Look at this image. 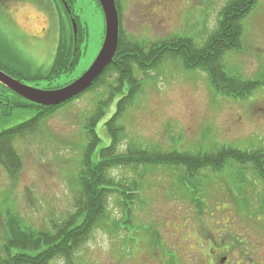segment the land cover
Masks as SVG:
<instances>
[{
    "label": "rangeland",
    "instance_id": "obj_1",
    "mask_svg": "<svg viewBox=\"0 0 264 264\" xmlns=\"http://www.w3.org/2000/svg\"><path fill=\"white\" fill-rule=\"evenodd\" d=\"M230 1L121 0V35L128 45L140 44L145 51L176 38L200 49ZM0 2V62L19 73L24 85L39 90L64 86L94 62L104 38L103 14L94 0H72V30L74 25L76 32L77 26L82 30L79 37L73 33V51L78 49L80 56L60 76L51 71L58 43L56 8L51 13L49 0ZM239 47L224 53L218 64L235 84L257 86L247 97L217 94L202 69H184L179 59L163 54L154 69L132 66L130 83L123 80L119 88L118 76H106L14 137L18 165L13 174L0 166V251L7 225L53 233V225L62 227L76 214L74 180L84 170L82 156L90 141L86 124L100 114L94 126L100 139L96 152L110 147L105 124L130 89L112 125L117 135L110 154L114 159L175 153L200 157L222 149L264 154V0H257L242 21ZM1 91L0 131L35 116L36 110L7 114L5 104L12 98ZM105 166L106 182L123 193H105V217L92 223L72 255H55L51 264H218L205 257L209 242L204 233L218 245L230 244L227 251L212 255L216 261L225 256L226 264H264L263 190L252 166L230 162L218 172L205 168L192 176L172 162ZM262 168L264 172V163Z\"/></svg>",
    "mask_w": 264,
    "mask_h": 264
},
{
    "label": "trees",
    "instance_id": "obj_2",
    "mask_svg": "<svg viewBox=\"0 0 264 264\" xmlns=\"http://www.w3.org/2000/svg\"><path fill=\"white\" fill-rule=\"evenodd\" d=\"M94 1L99 7L97 1ZM256 1L257 0L230 1L221 12L216 31L200 49L193 48V44L188 39L183 40L176 38L163 42L157 48L154 47L153 49L145 51V48L140 44L131 42L129 43L130 45H128V43L123 40L119 19V3L121 0H114L119 21L116 53L112 62L106 67L101 76L85 92L94 89L93 87L99 84L104 77H112V75L119 77L117 84H119L120 88L123 86V82L121 81L125 80L128 83L132 81V66H136V68L141 71H144L146 68L154 69L160 63V60L158 61V59L164 54L167 58L179 59L183 67H185L184 69H202L207 74L210 85L217 94L226 95L227 97L234 99L247 97L245 94L249 93L251 89L257 86L252 85V87L247 88V85L244 83L241 85L236 81L235 84L234 80L225 78L226 75L222 71V68L219 67L218 62L224 53L240 48L242 21L251 11H253L256 6ZM53 2L56 5L57 12L59 13V10L60 12H64L66 17V20L63 17H60L59 19L58 43L53 65L51 67L52 73L60 76L61 73L71 71L72 67L76 64V60H78L80 56V52H78V49L76 52L73 51L74 34L71 25L73 23L72 17L74 19H76V17L72 10V0H53ZM62 3H65L67 8H64L65 6H63ZM68 11L70 12V16L67 14ZM62 12L61 14H63ZM81 33L82 30L77 26L76 35L79 37ZM81 43L82 41L80 42V45ZM154 49L155 51H153ZM0 71L21 82V75L14 71L12 67L0 62ZM70 83L72 82H69L64 86ZM64 86L47 88V90H56L63 88ZM234 88L237 89L235 90ZM107 89L112 90L111 86H108ZM0 91L6 92L9 97L12 98V100L7 99V104H5V112H7V114L11 115L12 113L18 112V109L21 111L24 110L28 114H35L34 110L37 111L35 116L33 115L30 119L23 121V123H19L14 127L0 131V166L13 174L12 170L16 169L15 165H18L17 155L11 146L13 138L18 135H24L28 132L43 115L67 105L81 95L57 107H41L24 101L2 86H0ZM131 93L132 89H130L125 98L118 102L115 112V114L117 113L116 117L119 116L122 104L127 100ZM112 94L114 95V93ZM115 114L105 124L111 145L110 147L102 148L97 152L96 149L100 139L95 133L94 126L101 115L96 114L93 118H90L86 124V126H88V128L86 127V136L88 139L90 138V141L86 145L82 156L84 170L77 175V180H74L76 181L75 183L77 187L74 199L76 214L66 220L62 227L58 228V225H53V233L32 232L27 228L19 229L18 226L13 228L12 226L7 225L8 233L6 234L4 244L1 247L0 264H51V261H54L55 259V255L62 258H65L64 256L69 253L72 255L75 251L76 245L82 243L83 235L89 232L92 223L97 224L105 217L104 194L109 192L123 193L110 181L106 182L104 172L108 168L105 166V163L107 162L108 164H117L119 166L125 165V163H134L136 166L138 164L147 163L149 165L162 164L168 166L171 165L172 162L184 166L187 173H189V176H192L198 170L205 168H211L214 172H218L225 167V164L233 162L239 165L243 164L252 166L257 172L259 178L264 182V172L262 168L264 161L263 158H261V155L264 154L261 153L249 154L234 149H222L215 155L211 154L200 157L197 155L194 157H188L175 153L173 157H146L143 154H140L114 159L110 154L117 141V135L112 129ZM69 260L70 258L67 260V263H69Z\"/></svg>",
    "mask_w": 264,
    "mask_h": 264
},
{
    "label": "water",
    "instance_id": "obj_3",
    "mask_svg": "<svg viewBox=\"0 0 264 264\" xmlns=\"http://www.w3.org/2000/svg\"><path fill=\"white\" fill-rule=\"evenodd\" d=\"M96 1L104 18V39L97 57L84 74L63 88L39 90L26 86L0 71V86L24 101L41 107L60 106L88 90L112 62L118 44V14L114 0ZM73 28L75 34V25Z\"/></svg>",
    "mask_w": 264,
    "mask_h": 264
},
{
    "label": "flooded vegetation",
    "instance_id": "obj_4",
    "mask_svg": "<svg viewBox=\"0 0 264 264\" xmlns=\"http://www.w3.org/2000/svg\"><path fill=\"white\" fill-rule=\"evenodd\" d=\"M49 2H51V13H53V8L54 7L56 8V5L54 4L53 0H49ZM62 5L65 6V3H62ZM51 13H49V14H51ZM258 173H259V171H258ZM260 184H261V189L263 190V195L259 198L260 213H261V217H262L260 219L264 220V182L262 181V182H260ZM207 236L208 235L206 233H204L202 235V238L206 241V243L209 242V243H207V247H206V244L201 245L202 248L203 247L207 248V249L205 248V251H206L205 257L210 259V261H209L210 263L217 262L218 264H226L227 263V259H228L227 257H225V256L221 257L219 259V261H216V257H214V256L212 257V255L216 256L218 253H223V251H221V250L227 251L228 248L230 247V244L228 242H226V243L223 242L222 244L218 245L214 241V238L212 237V235H210L211 241H209V239H207ZM199 250L200 249H198L197 251H199ZM200 255H201V253H200ZM235 264H247V263L246 262H242V261H237Z\"/></svg>",
    "mask_w": 264,
    "mask_h": 264
}]
</instances>
